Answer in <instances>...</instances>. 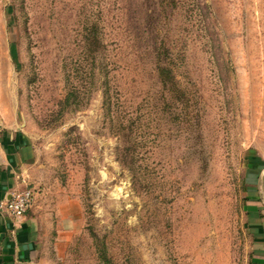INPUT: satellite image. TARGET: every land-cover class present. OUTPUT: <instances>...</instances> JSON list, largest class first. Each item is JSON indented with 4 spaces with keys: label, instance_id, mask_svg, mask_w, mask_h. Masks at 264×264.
Listing matches in <instances>:
<instances>
[{
    "label": "rangeland",
    "instance_id": "rangeland-1",
    "mask_svg": "<svg viewBox=\"0 0 264 264\" xmlns=\"http://www.w3.org/2000/svg\"><path fill=\"white\" fill-rule=\"evenodd\" d=\"M0 128L32 147L50 264H253L264 0H0Z\"/></svg>",
    "mask_w": 264,
    "mask_h": 264
},
{
    "label": "crops",
    "instance_id": "crops-1",
    "mask_svg": "<svg viewBox=\"0 0 264 264\" xmlns=\"http://www.w3.org/2000/svg\"><path fill=\"white\" fill-rule=\"evenodd\" d=\"M33 151L18 130L0 128V205L11 192L33 184ZM41 206H34L25 217L14 222L0 211V264H50L41 246L44 220ZM256 252L253 264H264V245Z\"/></svg>",
    "mask_w": 264,
    "mask_h": 264
},
{
    "label": "built area",
    "instance_id": "built-area-1",
    "mask_svg": "<svg viewBox=\"0 0 264 264\" xmlns=\"http://www.w3.org/2000/svg\"><path fill=\"white\" fill-rule=\"evenodd\" d=\"M35 194V188L31 187L15 190L11 192L9 199L0 205V211L14 222H19L32 207Z\"/></svg>",
    "mask_w": 264,
    "mask_h": 264
},
{
    "label": "trees",
    "instance_id": "trees-1",
    "mask_svg": "<svg viewBox=\"0 0 264 264\" xmlns=\"http://www.w3.org/2000/svg\"><path fill=\"white\" fill-rule=\"evenodd\" d=\"M157 71H158L159 79L163 83L164 86H166L167 84H173V82H172L173 78L171 76L170 70H168L165 67L158 66ZM102 94H103L104 112H105V115L108 116V115H110L112 108L114 106V96L110 92V89H109L107 83L105 84V86L103 88ZM68 98L69 97H67L66 100H68Z\"/></svg>",
    "mask_w": 264,
    "mask_h": 264
}]
</instances>
